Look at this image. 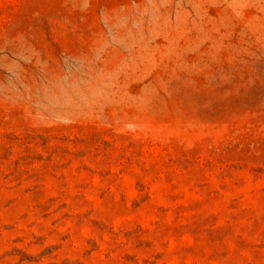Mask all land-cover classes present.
Instances as JSON below:
<instances>
[{
    "label": "rangeland",
    "instance_id": "rangeland-1",
    "mask_svg": "<svg viewBox=\"0 0 264 264\" xmlns=\"http://www.w3.org/2000/svg\"><path fill=\"white\" fill-rule=\"evenodd\" d=\"M0 264H264V0H0Z\"/></svg>",
    "mask_w": 264,
    "mask_h": 264
}]
</instances>
